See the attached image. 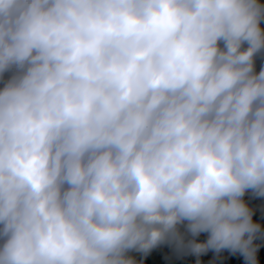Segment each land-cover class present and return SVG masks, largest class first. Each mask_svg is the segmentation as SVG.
I'll return each mask as SVG.
<instances>
[{"label":"clouds","instance_id":"clouds-1","mask_svg":"<svg viewBox=\"0 0 264 264\" xmlns=\"http://www.w3.org/2000/svg\"><path fill=\"white\" fill-rule=\"evenodd\" d=\"M262 21L259 0H0V264L164 242L258 264Z\"/></svg>","mask_w":264,"mask_h":264},{"label":"rangeland","instance_id":"rangeland-1","mask_svg":"<svg viewBox=\"0 0 264 264\" xmlns=\"http://www.w3.org/2000/svg\"><path fill=\"white\" fill-rule=\"evenodd\" d=\"M244 47H247L245 44ZM264 55V50L257 53L255 57V71L259 72V57ZM253 212V221L260 224L261 232L257 234L254 244L257 245V261L258 264H264V197L254 194L252 190H248L242 198ZM186 223L179 226L180 232L184 235L185 242L195 240L197 242H206L208 233L202 232L193 237L187 231ZM2 228V225H0ZM3 244V238L0 237V245ZM136 264H247L243 255L239 252L233 253L229 249H223L217 253L214 249L197 256L187 248L177 247L174 243L164 242L150 250L147 254L132 250L128 253Z\"/></svg>","mask_w":264,"mask_h":264},{"label":"trees","instance_id":"trees-1","mask_svg":"<svg viewBox=\"0 0 264 264\" xmlns=\"http://www.w3.org/2000/svg\"><path fill=\"white\" fill-rule=\"evenodd\" d=\"M259 2L264 4V0H259ZM261 27L264 28V21L261 22ZM259 66L264 67V55L262 54L259 57ZM10 75L11 73H5L3 76H0V89L3 88L5 81L10 77Z\"/></svg>","mask_w":264,"mask_h":264}]
</instances>
